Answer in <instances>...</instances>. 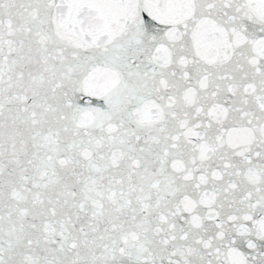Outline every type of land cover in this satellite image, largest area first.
<instances>
[{
    "label": "snow or ice",
    "instance_id": "1",
    "mask_svg": "<svg viewBox=\"0 0 264 264\" xmlns=\"http://www.w3.org/2000/svg\"><path fill=\"white\" fill-rule=\"evenodd\" d=\"M0 264H264V0H0Z\"/></svg>",
    "mask_w": 264,
    "mask_h": 264
}]
</instances>
